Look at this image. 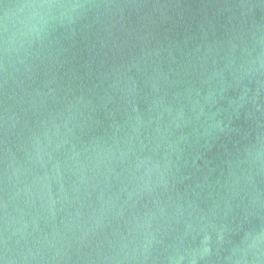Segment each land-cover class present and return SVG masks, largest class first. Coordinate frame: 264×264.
Instances as JSON below:
<instances>
[{"label": "water", "instance_id": "water-1", "mask_svg": "<svg viewBox=\"0 0 264 264\" xmlns=\"http://www.w3.org/2000/svg\"><path fill=\"white\" fill-rule=\"evenodd\" d=\"M3 264H264V0H0Z\"/></svg>", "mask_w": 264, "mask_h": 264}, {"label": "snow or ice", "instance_id": "snow-or-ice-1", "mask_svg": "<svg viewBox=\"0 0 264 264\" xmlns=\"http://www.w3.org/2000/svg\"><path fill=\"white\" fill-rule=\"evenodd\" d=\"M0 264H3V262H2V261H0Z\"/></svg>", "mask_w": 264, "mask_h": 264}]
</instances>
